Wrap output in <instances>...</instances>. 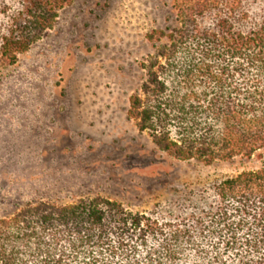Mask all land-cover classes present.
<instances>
[{
  "label": "trees",
  "instance_id": "16d2710c",
  "mask_svg": "<svg viewBox=\"0 0 264 264\" xmlns=\"http://www.w3.org/2000/svg\"><path fill=\"white\" fill-rule=\"evenodd\" d=\"M174 1L178 27L148 35L128 118L175 160L249 161L264 150V7ZM71 2L28 0L0 57L14 64ZM0 264H264V166L225 179L188 215L103 197L26 203L0 218Z\"/></svg>",
  "mask_w": 264,
  "mask_h": 264
},
{
  "label": "rangeland",
  "instance_id": "374dc122",
  "mask_svg": "<svg viewBox=\"0 0 264 264\" xmlns=\"http://www.w3.org/2000/svg\"><path fill=\"white\" fill-rule=\"evenodd\" d=\"M28 0H0V45ZM174 0H72L14 64L0 57V218L26 203L103 197L169 217L197 213L225 179L264 166L212 165L161 152L128 118L153 52L178 27ZM248 8L264 0H247ZM215 18L210 17V25Z\"/></svg>",
  "mask_w": 264,
  "mask_h": 264
}]
</instances>
